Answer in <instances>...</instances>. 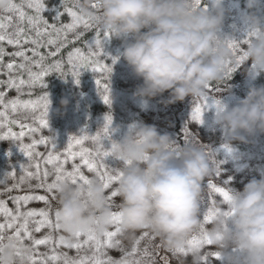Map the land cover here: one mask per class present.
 <instances>
[{
	"label": "clouds",
	"instance_id": "clouds-1",
	"mask_svg": "<svg viewBox=\"0 0 264 264\" xmlns=\"http://www.w3.org/2000/svg\"><path fill=\"white\" fill-rule=\"evenodd\" d=\"M82 17L122 42L119 57L142 80L134 97L147 103L169 94L168 104L186 97H208L210 86L224 81L236 55L229 42L235 33L223 35L224 0H70ZM12 0H0L6 12ZM95 5V7H94ZM242 17L247 29L243 53L249 63L246 74L255 79L264 73V15L262 0H247ZM232 93V86L227 90ZM214 105V122L227 142H248L264 134V85L252 86L234 105ZM63 107L68 101L62 100ZM115 145L114 155L122 163L121 179L114 191L120 198L121 237L134 244L136 234L149 231L170 253L187 250L191 264H205L201 247L190 248L198 237L210 241L219 254V264H264V175L253 177L242 190L231 187L226 210L214 206L210 227L201 220L204 181L215 170L211 150L195 137L183 147L155 125L130 126ZM59 225L74 238L95 232L102 236L112 226L113 209L100 180L88 184L58 185ZM19 253V255H18ZM33 250L13 238L0 245V264H28ZM209 256L212 253H208ZM208 264V262H207Z\"/></svg>",
	"mask_w": 264,
	"mask_h": 264
},
{
	"label": "rangeland",
	"instance_id": "rangeland-1",
	"mask_svg": "<svg viewBox=\"0 0 264 264\" xmlns=\"http://www.w3.org/2000/svg\"><path fill=\"white\" fill-rule=\"evenodd\" d=\"M28 3L29 0L12 1V4H15L19 11L14 9L11 12H0V22L4 24V28L0 29V34L6 37L4 41L0 42L8 43L7 38L20 40L22 37V41L26 38L29 40L39 39L41 42L40 47L31 43L32 54L30 57L31 59L27 60L29 61V67L26 75L29 77L31 72H33L31 74L34 75L35 71H45L48 74H52V76H60V72L51 68L54 63L59 61L63 66L62 71L63 68L67 69L68 80L66 81L69 89L67 92L63 90L64 95H62L64 96L63 100L66 99L68 101L67 107H63L59 101L50 100L49 114L47 117L49 121L48 127H42L39 124V120L43 113L40 103H36L34 109L31 107L25 108L23 104L20 103L15 110H13L10 104L11 101H14L13 99H9L4 103L7 107L3 108H8L12 113V117L9 119L6 118L3 123L0 122V124H2V127H0V135L8 132L9 129L14 132L12 127H16L18 123L19 125H24V127H19L20 132L23 131L25 133L30 127H33L34 131L33 134H25L20 140H0V166L2 168H0V193H4L8 191V189H15L17 197L25 194L33 196L49 195L48 204L37 200H31L27 203L22 202L20 205V211L22 213L32 210H45L49 213V217L53 224L55 223V213L58 209L57 200L52 199L51 194L46 193L43 188L37 187L40 180L28 177L27 172L21 168V165H23L28 172L32 173L37 172L38 166L41 179H43L44 172L47 171L49 173L47 182L51 183L55 179L56 172L54 164L46 163L48 156L49 154L59 156L60 161L63 162L66 158L67 145L69 137L71 136L77 138L81 136L89 137L84 140L82 145L74 146L73 150L75 152L79 153L87 149L92 153L91 159L97 165L107 162L109 170H120L122 163L116 157L109 158L105 161L104 157L96 156L98 150H103L101 146L108 145L110 141L102 139L99 143H96L91 139V137L96 136L98 133L102 134V128L106 123L105 117L108 115L112 117L110 135L113 141H119L125 133L130 131V126L143 123L155 125L161 134L170 135L179 147H183L187 140L195 137L211 150V154L215 160V170L209 177H206L204 181V204L202 205L201 212V220L203 223V215L206 210H213L214 206H219L226 210V202L223 201V198L218 193L211 191L207 187L209 183L215 184L217 187H223L226 191H229L231 187L242 190L244 184L250 179L253 177L259 179L264 175V134H257L255 137H250L246 143L240 141L227 142L224 133L214 122V106L205 110L202 123H198L191 119L193 107L197 102H202L203 98L192 99V97H186L183 101L168 104L167 100L169 94L166 92L163 96L153 98L147 103L142 102L133 95L136 87L142 84V80H138L133 75L131 69L122 58L118 61L116 60L117 62L115 64H112L111 58L116 59L122 52V42L120 40L113 39L110 36V38L105 41V31L91 21L93 27L90 29L86 30L83 25H81L67 32V42H65V33L61 32L59 36H57V34L53 32V28L49 26L46 27L43 22L37 24L29 23V20L32 18L37 16L41 18L42 13L37 14L35 9L28 7ZM203 3V0H201V6H205L207 1L205 4ZM246 5L247 0L243 5L224 0L226 12L221 36L235 33L236 42L241 39H247V29L242 22V17L248 12ZM262 5H264V0H262ZM20 11L24 12V19H21L19 14ZM77 14L80 15L79 12H77ZM260 14L264 15V7H261ZM69 21L70 23L72 22L71 17ZM61 28L62 27L57 29ZM37 29L42 33L40 37L36 35ZM97 30L100 32L101 41H105L102 44V48L95 47L94 41ZM24 32L25 34L22 36ZM85 35H90L91 38L87 44L86 51L80 49V52L83 53L84 57H88L92 61H97L100 65L111 68V72L103 70L94 72V65L92 64L86 68H81L80 64L82 60L75 55L77 49L70 52L73 53L72 63H69V55L65 61L59 58V53L67 47L68 44L78 41ZM77 36H79V39H77ZM50 39L55 40L56 43L49 45L48 41ZM90 43L91 47L89 46ZM13 45L18 52H22L24 46L23 42L20 44L13 43ZM245 48L246 44L240 43L237 48V53L242 54ZM34 52H39L40 55H34ZM53 52L57 54L55 56L50 55V53ZM92 52L98 54L90 56ZM101 52H103V54H99ZM41 56L44 57L43 60L40 59ZM48 58H50V61L47 62L46 59ZM237 59L238 55H236V60ZM23 61L24 60L21 61V64ZM245 62L246 60L239 65L236 64L235 67L232 68L237 70L240 65ZM38 64L42 67L37 66ZM73 64L76 65V71L80 73L78 85L74 82L72 77ZM23 75L22 73L21 76ZM225 77H227V75H225ZM97 79L101 81L99 90L95 82ZM18 81L21 82V80ZM253 81L254 79H248L243 89L244 92H248ZM89 83L91 84L90 86H88ZM105 84L110 87V105L104 103L100 94ZM23 87V84L20 83L18 86L19 95L26 92ZM28 92L29 90H27V93ZM208 98L217 99L212 97ZM239 99L240 98L232 90L231 94L228 92L225 93L220 101L231 106ZM94 107L97 108L96 115L93 114ZM185 129H187V136L184 132ZM41 138H44L48 142L46 144L39 143ZM33 141L37 143L35 147L30 150L33 153L32 156L20 152V147L22 145L32 144ZM225 145H227L231 151H227L224 147ZM9 151L12 153L11 157L7 155ZM73 164L80 166L82 174L88 179L99 180V177L95 173L89 172L88 168L83 165V160L79 155L75 160L70 158L67 159V163L64 164V167L70 172L72 171ZM216 166H219V175H217ZM5 173H7L6 176L4 175ZM22 177L23 181L21 179ZM225 181L229 182L225 183ZM78 183L80 182L78 181ZM117 184L118 182L112 184L110 189L106 190L108 196L111 195V192L114 191ZM20 190L25 191L22 192ZM119 202V196L111 200L110 203L113 213L119 212ZM16 207L17 205L13 202L9 209L15 213ZM40 219V217L29 218L28 229L31 233V239L24 238L22 242V244H26L32 248L33 253L37 256L35 260L37 264H64L63 257L65 254L69 258L76 260L91 258L96 254L93 245L84 243L87 239L86 236H82L80 240L77 241L76 237L69 238L61 228L56 229L48 226L41 227L39 232L35 231ZM6 222L7 218L0 215V223ZM210 225L211 221L205 224L206 227H210ZM115 228L116 225L112 224L109 231H115ZM145 233H148V235L145 236ZM46 236L52 237L48 243L39 246L34 245L33 241L35 239H43ZM61 236L65 238L66 244L74 245L79 242L82 244V247L76 249L75 247H67L64 244H60L59 238ZM100 239L104 240L106 238L100 236ZM116 239L119 241L118 245L102 249V252L105 253L104 259L111 258L115 261H120L125 258L129 261L149 259L152 261V264H161L160 260H162L163 264H191L192 257L187 250H185L187 254L182 252L175 254L170 253L160 246L159 238L149 231L138 232L134 244L124 240L121 235ZM201 248L204 254L208 256V264H219V260L216 259L215 255H208V253L214 254L216 252L215 246L205 244L202 245ZM134 249L135 254L128 255L129 253H133ZM145 250H147L148 253L147 258L143 257ZM52 255L58 256L59 259L57 261H52L50 259Z\"/></svg>",
	"mask_w": 264,
	"mask_h": 264
},
{
	"label": "snow or ice",
	"instance_id": "snow-or-ice-1",
	"mask_svg": "<svg viewBox=\"0 0 264 264\" xmlns=\"http://www.w3.org/2000/svg\"><path fill=\"white\" fill-rule=\"evenodd\" d=\"M195 3L197 6H199L201 3V0H195ZM28 7L35 9L37 14L46 11L45 5L42 2V0H29ZM62 7H64L67 14L72 18V22L70 24H65L61 29H56L55 26H52V28H53V32H55L57 34V36H59V34L61 32L65 33V42H67V36H66L67 32L74 30L81 25H83L84 29H86V30L93 27L91 20L78 15L77 12L74 10V7L69 8V7H67L66 3L62 4ZM94 7H95V5H94ZM14 9L19 11V9H17V6L15 4H11V6L7 9V11L11 12ZM19 14H20L21 19H24V17H25L24 12L20 11ZM60 17H61V13L59 12L53 19L58 20V19H60ZM39 22H40L39 16L29 20V23H32V24H37ZM43 23L45 24L46 27L48 26L47 21H44ZM3 28H4L3 22H0V29H3ZM36 35H37V37H40L42 35V33L39 31V29L36 30ZM104 36H105V41L110 38V34L106 31L104 33ZM5 39H6L5 35L0 34V41H4ZM77 39H79V36H77ZM105 41H103V42L101 41L100 32L97 30L95 41H94L95 47L96 48H102V44ZM7 42L9 44H13V43L19 44L20 41H19V39L14 40L12 38H7ZM25 42L26 43H32V44L36 45L37 47L41 46V42L39 39L29 40L26 38ZM55 43H56V41L52 40V39H50L48 41L49 45H52ZM240 43L246 44L247 39H241L238 42H236V41L229 42V46L233 48L234 54L238 55V59L236 60L237 65L241 64L242 62H244L246 60V55L244 53H242V54L237 53V48H238ZM89 46L91 47V43ZM56 54H57L56 52L50 53V55H52V56H55ZM97 54L98 53H96V52H92V53H90V56H94ZM99 54H103V52H101ZM16 55L24 57L23 52H17ZM34 55L39 56L40 54H39V52H34ZM75 55L80 57L82 60V63L80 64L81 68H86L87 66L92 64V65H94V67H93L94 72H99L102 70L106 71V72L112 71L111 68H109L105 65H100L97 61H92L88 57H84L83 53H81L79 49L76 50ZM0 56H3L2 50H0ZM72 57H73V53H69V63H72ZM24 58L27 59L26 57H24ZM40 59L43 60L44 57L41 56ZM111 59H112V64H115L117 62L116 59H114V58H111ZM37 66H41V65L38 64ZM12 67H13L12 64H8L9 69H12ZM20 67H26V65H21ZM62 67L63 66L59 61H57L56 63H54L51 66L52 69H54L57 72H60L61 76L63 77L64 73L62 71ZM234 71H235V69L232 68L231 66H229V68L226 72V75L228 77H231V75ZM30 75H31V73H30ZM45 75H47V72L41 71V73L34 76V78L30 81V83H36V82L41 81V78ZM72 77H73L74 82L78 85L80 73L78 71H76V65L75 64H73ZM95 82L97 85V89L99 90L101 87V81L99 79H97ZM0 83H2V82H0ZM20 83L23 84L24 81H21ZM13 84H14V82L10 81L9 87H11ZM41 86L44 88L47 87V85L43 84V83H41ZM209 91H211V87L209 88ZM100 94H101V98L103 99L104 103L110 105L111 100H110V87H109V85H107V84L103 85V91ZM20 103L21 102L17 101V100L10 102L13 110H15L16 107ZM36 103H40V105L43 109V113H42V116L39 120V124L42 127H48L49 121H48L47 117H48L49 108H50L49 96L47 94H45L44 96H41L40 100L38 102H33V101L24 102L23 107H25V108L31 107L34 109L36 106ZM217 103H218V101H216L215 99H209L208 97L203 98L202 102H197L195 104V106L193 107L192 113H191V119L193 121L198 122V123H202L203 122L202 117L205 113V110L206 109L208 110L210 107L214 106ZM0 106L7 107V105L4 104V93L3 92H0ZM6 118H7L6 113L0 111V121L5 120ZM105 120H106V123H105L104 127L102 128V134L98 133L96 136L91 137V139L96 143H99L102 139L111 141L110 133H111L112 117L110 115H108L105 117ZM0 127H2V124H0ZM21 127H24V125H21ZM29 131H34V129L30 128ZM82 132H83V130H82ZM184 132H185V135L187 136V129H185ZM24 135H25V133L23 131H21L19 134H17L15 132H12L11 129H9L8 132L4 133L3 135H0V140H6V139L20 140L24 137ZM88 138L89 137H87V136H81L80 138H77L75 136L69 137V141H68V145H67V152L65 154L66 158L63 162L60 161L59 156H53L52 154H49L46 163L54 164L55 172H56L55 179L51 183L47 182V179L49 176V173L47 171L44 172L43 179L40 178L38 166H37V172L36 173L28 172L27 169L24 168L23 165H21V168L24 169L25 172H27L28 177L40 180V183L37 185V187L43 188L46 193L51 194L52 199H56V193H57L58 185L62 182L77 183L79 181L82 184H88L89 183V179L85 175L82 174L80 166L73 164L72 165V171H70V172L67 171L64 167V164L67 163V159L70 158V159L75 160L76 157L79 155L80 158L83 160V165L88 168L89 172L95 173L99 177V180L103 184V187L105 188V190H108V189H110L112 184L119 182V180L121 179V172H120V170H109L107 162H103V163L97 165L91 159L92 153L87 149H84V150L80 151L79 153H77L73 150L74 146L82 145L84 140H86ZM47 142L48 141H46L44 138H41V140L39 141V143H42V144H46ZM36 143H37L36 141H33L32 144L22 145L20 147V152L24 153L28 156H32L33 153L30 150L35 147ZM101 147L103 150L102 151L98 150L96 152L97 157L102 156L105 158V161H107V159H109V158L115 157V155H114L115 145L114 144H112L110 142L108 145H102ZM224 147L227 151H231V149H229L227 147V145H225ZM7 155L9 157H11V155H12L11 151H9L7 153ZM37 155H38V153H37ZM216 172H217V175H219V166H216ZM4 175L6 176L7 173H5ZM21 179L23 181V177ZM228 182L229 181H225V183H228ZM207 187L211 191L218 193L223 198L224 202H227L230 199L229 191H226L223 187H217L215 184H212V183H209L207 185ZM8 191H11V189H8ZM116 196H118V193L116 191H112L111 195L108 196L109 202H111V200ZM31 200H37V201L44 202L45 204H48L49 195L33 196V195L25 194L23 196L13 198V202L17 205L15 213H13V211L7 207V204L5 201L0 200V215L7 218L6 223H0V245H2L5 238H13L19 243H22L24 238L31 239V233L29 232L28 224H29V218H32V217H40L41 218L38 221V226L35 229V231H37V232H39L41 230V227H43V226L54 227L56 229L60 228L59 214L57 211L55 213V223L54 224L49 217V213L45 210H39V211L32 210V211H27V212L22 213L20 211L21 203L22 202L27 203ZM110 206H111V203H110ZM212 216H213V210H211V209L206 210L204 215H203L204 223L205 224L209 223L212 219ZM120 223H121L120 213L119 212L113 213L112 224H115L116 228H115V231H109L108 230V231L104 232V234L102 235L103 237L106 238L104 240L100 239V236H97L95 234V232H89L86 234H77L76 235L77 241H79L82 236L87 237V239L84 241V243L93 245L95 247L96 254H94L91 258H81L79 260L71 259L65 254L63 257L64 264H152V261L149 259L129 261L128 259L125 258V259H122L120 261H115V260H112L111 258H108V259L103 258L105 253L102 252V249H104L105 247H113L114 245L119 244V241L116 238L119 235H121L120 228H119ZM6 229H14V233L12 235H8L7 237H5L4 232ZM147 235H148V233H145V236H147ZM51 239H52L51 236H46L43 239H35L33 241V243L35 246L44 245V244L48 243L49 240H51ZM59 242H60V244H64L67 247H75L76 249H80L82 247V244L79 242H77L74 245L73 244H66L65 238L63 236H61L59 238ZM205 244H210V241H208L206 238L201 239V238H195L194 237L189 242L190 248L201 247L202 245H205ZM181 252L184 254H187V252L185 250H182ZM134 254H135V249L133 250V253H129L128 255H134ZM18 255H19V253H18ZM212 255H215L216 259L219 260V254L214 253ZM143 257H145V258L148 257L147 250H145V252L143 253ZM50 259L52 261H57L59 259V257L56 255H52L50 257ZM207 260H208V256L205 255V257H204L205 264H207ZM28 262H29V264H37V262L33 259V255L28 258ZM21 264H23L22 258H21Z\"/></svg>",
	"mask_w": 264,
	"mask_h": 264
},
{
	"label": "trees",
	"instance_id": "trees-1",
	"mask_svg": "<svg viewBox=\"0 0 264 264\" xmlns=\"http://www.w3.org/2000/svg\"><path fill=\"white\" fill-rule=\"evenodd\" d=\"M12 1L17 2L18 0H12ZM206 1L207 0H203L204 2L203 4H205ZM228 1L232 3H238L240 5H243L246 2V0H228ZM43 3L45 5L46 11L42 12L40 22L47 21V25L50 28H52V26H55L56 29L63 27L65 24L70 23L69 21L70 16L67 14L64 7H62V4H65V3L67 7L69 8L74 7L73 4L70 2V0H43ZM74 10L76 12H79V10L75 7H74ZM59 12L61 13L60 19L58 20L53 19ZM24 34L25 32L23 33L22 36H24ZM26 37H27V34H26ZM90 38H91L90 35H85L81 37L78 41L68 44L67 47H65L59 53V58L65 61L69 53L75 49H79V50L82 49L83 51H86L87 44L89 43ZM19 41H20L19 44L21 42L24 43L22 52L24 53V57H26L27 59H23L24 57L16 55L18 50L14 48L13 44H9L6 42H0V50H2L3 52V56H0V82H2L0 83V92L2 91L4 93V103H6L7 100L9 99H13V100L16 99L17 101H20L21 104H23L24 102H28V101L36 102L40 100V97L44 96L45 94L49 96V100L61 102L64 98V96H62L64 95L63 90L67 92L69 89V87L67 86V81H66L68 80L67 69L63 68V73H64L63 77L61 76V74L60 76H56V75L52 76V74L47 73V75L41 78V81L36 82V83H30V81L34 78V76L41 73V71H38V72L35 71L34 75L31 74L29 75V77L26 75L28 72V67H29L28 66L29 61L27 60L31 59L30 57L32 54L31 43H26L25 40L22 41V37ZM22 60L24 61L21 64ZM46 60L48 62L50 61V58ZM8 64L13 65L12 69L8 68ZM21 65H26V69L25 67H20ZM248 66H249V63L246 61L245 63L240 65V67L237 70H235L232 73L231 77H228V76L225 77L224 81L220 82L219 84L214 82L210 86L211 91H208V97L217 98L221 100L224 97L225 93H227L225 92L227 90V87L231 85L233 92L240 99L244 98L247 92H244L243 89L249 79V77L246 74V69L248 68ZM22 73L24 74L23 76H21ZM18 80L24 81L23 89L26 90V92L22 93L21 95H19L18 93V86L20 84ZM10 81L14 82V84L11 87H9ZM41 83L46 84L47 87L46 88L42 87ZM90 85L91 84L89 83L88 86ZM254 85L257 87L264 85V73H261L258 77L254 79L251 87ZM27 90H29L28 93H27ZM93 109H94L93 114L96 115L97 108L94 107ZM0 111L5 112L6 117L8 119L12 117V113L8 108H3V106H0ZM5 120L0 121V122L3 123ZM18 125L19 123L17 124L16 127L15 126L12 127L15 133H20L19 127H21L20 126L21 124L19 126ZM30 128L33 129V127H30ZM29 129H27L25 134L27 135L33 134V131H29ZM20 191L23 192L25 190H20ZM16 195L17 194L15 193V189H11V191L0 193V200L5 201L7 204V207L10 208L11 204H13V198L17 197ZM13 233H14V229H6L4 232V235L5 237H7L8 235H12ZM32 255H33V259L36 260L37 256L34 253ZM160 263L163 264L162 260H160Z\"/></svg>",
	"mask_w": 264,
	"mask_h": 264
}]
</instances>
